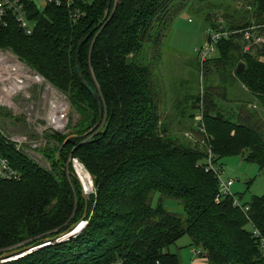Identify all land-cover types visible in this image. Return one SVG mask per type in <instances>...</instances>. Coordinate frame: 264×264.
<instances>
[{
  "label": "trees",
  "instance_id": "obj_1",
  "mask_svg": "<svg viewBox=\"0 0 264 264\" xmlns=\"http://www.w3.org/2000/svg\"><path fill=\"white\" fill-rule=\"evenodd\" d=\"M109 1L81 4L78 19L66 7L50 6L44 13L33 8L37 27L32 36L12 22L0 23V50L40 75L44 87L60 92L80 116L75 125L69 119L68 133L44 134L45 146L38 152L49 168L0 140L2 154L23 174L20 181L0 183V264H182L170 249L184 237L204 264H264V196L249 204L240 196L241 207H235L236 198L222 194L218 178L205 168L211 151L219 168L222 159L244 156L264 172V46L243 52L245 31L255 26L260 29L253 33L264 34V0H234L250 15L226 28L209 12L202 15L212 29L237 32L218 45L221 57L215 66H207L210 60L203 67L208 76L214 70L219 74L223 100L211 87L203 98L188 99L193 108L204 102L205 133L199 130L204 144L184 143L168 131L160 66L173 21L187 8L195 15L201 9L195 4L189 9L193 0H112L107 23L94 32ZM241 64L245 69L238 74ZM225 83L229 88L240 83L261 111L239 104V113L225 116ZM85 84L101 97L104 124L63 148L67 139L84 137L98 123L99 106ZM182 109L178 116L187 112ZM75 160L92 178L87 197L77 176L69 174L75 173ZM166 200L182 212L171 211ZM85 214L87 225L75 237L21 259L1 260L7 251L61 236Z\"/></svg>",
  "mask_w": 264,
  "mask_h": 264
},
{
  "label": "rangeland",
  "instance_id": "obj_2",
  "mask_svg": "<svg viewBox=\"0 0 264 264\" xmlns=\"http://www.w3.org/2000/svg\"><path fill=\"white\" fill-rule=\"evenodd\" d=\"M198 1H190L188 7L190 9V6L195 4L194 7L196 9H201L198 11L200 15L193 14L187 8L180 13L169 27L165 34L163 57L160 62L162 68L161 79L167 93L166 105L169 109L168 115H165L167 124L170 123V130L168 131L176 137H183L184 143L187 144H204L205 142L204 138H202L203 135L199 131V117L204 109V102H198L193 108L192 102L188 101L185 103L184 100L187 97L196 96L203 98L205 91H207L206 89L209 87H211V92L223 100V88H225L216 70H214L215 72L212 71L208 76L207 73H203L201 64V70L199 69L197 50L206 46L208 34L212 30V24H208L202 15L209 12L210 16H213L214 23L224 28L229 26L228 22L241 23L250 15L243 3L234 0ZM220 29L214 28L215 31H219ZM243 52H245V46ZM220 57L217 47L211 55L212 61L210 63L208 61L209 64L206 62L207 66H215L214 60H218ZM225 86L229 88V84L225 83ZM227 91L229 102H224V107H222V112L225 116L229 117L233 112L239 113L240 110L236 108L239 104H246L247 107L257 110V112L261 111L256 99L240 83L230 87ZM52 101H58L64 106L67 124L66 129L60 133H68L67 126L69 119L75 125L79 122L80 116L71 107L66 97L53 87H44V85L32 86L29 100L17 111L1 110L0 125L2 133L37 138L39 136L37 129L42 123L45 125L46 113L49 109V103ZM171 104L173 105L172 107ZM234 107L235 110L231 112V109ZM180 108L181 110L179 111ZM182 108H186L187 112H183L184 114L178 116L182 113ZM192 114L195 115L192 118L193 120L189 118ZM34 154L35 161H39L41 165L49 168L45 156L40 151ZM219 166L222 171L223 180L225 182L230 180L235 182L231 188V195L236 199L239 200L240 196H243L242 203L249 204L253 197L264 196V172H261L256 164L247 162L244 156H234L222 159L219 162ZM79 177L85 187L87 196L90 195L93 192L92 182L89 184L87 179L84 177L83 180L80 174ZM165 205L175 213L182 212L181 206L172 200H166ZM170 250L178 256L182 264H204L200 256L196 257L194 255L196 248L191 246V240L188 237L181 239Z\"/></svg>",
  "mask_w": 264,
  "mask_h": 264
},
{
  "label": "built area",
  "instance_id": "obj_3",
  "mask_svg": "<svg viewBox=\"0 0 264 264\" xmlns=\"http://www.w3.org/2000/svg\"><path fill=\"white\" fill-rule=\"evenodd\" d=\"M94 0H0V23L7 26L9 22L17 25L18 29L26 36H32L36 30L37 22L33 20V8L39 13H44L48 7L54 6L57 8L66 7L72 11V18L78 19L81 15V4H91ZM38 13V15H39ZM259 27H252L250 31L244 32L245 51L251 50L253 45L264 46V34L256 35V30ZM208 34L206 46L197 50L198 60L202 67L211 60L212 53L216 50L222 40H229L236 31L220 29ZM34 85H45L44 79L32 72L26 65L10 51L0 50V112L2 109L17 111L30 98V89ZM50 88V87H48ZM46 113L45 125L37 129L39 136L37 138L6 135L2 133L0 125V140L5 145H12L16 152L23 154L31 159H35L33 155L38 152V149L45 146L43 136L46 132H61L66 127V111L62 104L58 101L49 103ZM203 112V111H202ZM200 115V131L205 132L203 122V113ZM41 136V137H40ZM74 166L78 161H74ZM206 172H213L220 183L221 193L231 195V188L234 181L225 182L222 177L221 169L215 165L214 157L211 151L208 153ZM83 167V166H82ZM23 174L12 166L10 160L6 158L0 151V183L20 181ZM235 207H241L240 202L234 201ZM256 234V233H255ZM258 235V233L256 234ZM261 251L264 257V240L261 242ZM200 252L194 251V255L200 256Z\"/></svg>",
  "mask_w": 264,
  "mask_h": 264
},
{
  "label": "water",
  "instance_id": "obj_4",
  "mask_svg": "<svg viewBox=\"0 0 264 264\" xmlns=\"http://www.w3.org/2000/svg\"><path fill=\"white\" fill-rule=\"evenodd\" d=\"M111 3H112V0L109 1L108 5H107V8H106V15H105V18L104 20L102 21V23L94 30V32H96L101 26H103V24L107 23L108 21V18H109V15H110V11H111ZM93 32V33H94ZM91 33L90 35H88L86 38H84L80 44H83L85 41L89 40L92 36ZM264 61V59H263ZM131 62L129 61L128 62V65H130ZM245 69V65L244 64H241L237 70V73L238 74H241ZM86 88L88 89V91L90 92V94L92 95L93 99L97 102L98 106H99V111H100V116H99V120H98V123L95 125V127L88 133L86 134L84 137H70L69 139H67V141L65 142L63 148L72 140V139H75V138H86L87 136H90L92 135L93 133L97 132L99 129H101L102 125L104 124V108H103V105H102V101H101V97L99 95V93H97L94 89H92L89 85L85 84ZM107 127H108V124L105 126V129H104V133L106 132L107 130ZM62 148V149H63ZM61 151L60 150L57 154V157H56V160L59 161V158H60V155H61ZM74 169H75V173H70V175L72 176H77V178L79 179V181L81 182L80 180V177H79V174L77 173V170H76V166H74ZM91 178V176H90ZM91 182H92V178H91ZM82 184V187H83V194L85 197H87V194L85 192V187L83 185V183L81 182ZM92 186H93V182H92ZM87 225V222H86V214L84 216V218L75 223L71 228L70 230L64 232L61 236H54V237H50V238H47L45 239L44 243H42L43 245H40V244H32V245H27V246H24V247H21V248H17V249H13V250H10V251H7L5 252L2 257H1V260L3 261V263H7V262H11V261H14V260H17V259H20V258H23L25 257L26 255L28 254H31L35 251H38L40 250L41 248L43 247H46V246H49L51 245L52 243L54 242H61V241H64V240H67L69 238H73L75 237L76 235H78L79 233L82 232V230L86 227Z\"/></svg>",
  "mask_w": 264,
  "mask_h": 264
},
{
  "label": "bare ground",
  "instance_id": "obj_5",
  "mask_svg": "<svg viewBox=\"0 0 264 264\" xmlns=\"http://www.w3.org/2000/svg\"><path fill=\"white\" fill-rule=\"evenodd\" d=\"M76 170H77V173L78 174H80V176L83 178V180H84V177L87 179V181L89 182V184H90V182H91V178H90V175L87 173V171L85 170V168L84 167H82V165L80 166V165H76ZM88 187H89V185H88Z\"/></svg>",
  "mask_w": 264,
  "mask_h": 264
},
{
  "label": "crops",
  "instance_id": "obj_6",
  "mask_svg": "<svg viewBox=\"0 0 264 264\" xmlns=\"http://www.w3.org/2000/svg\"><path fill=\"white\" fill-rule=\"evenodd\" d=\"M189 98L187 97L184 101H185V103H187L189 100H188ZM173 105L171 104V107H172ZM202 264V263H201Z\"/></svg>",
  "mask_w": 264,
  "mask_h": 264
}]
</instances>
